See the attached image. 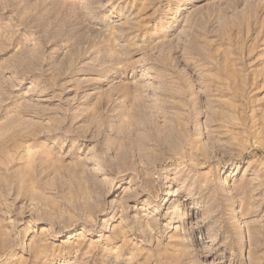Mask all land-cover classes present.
Returning a JSON list of instances; mask_svg holds the SVG:
<instances>
[{"label":"rangeland","instance_id":"obj_1","mask_svg":"<svg viewBox=\"0 0 264 264\" xmlns=\"http://www.w3.org/2000/svg\"><path fill=\"white\" fill-rule=\"evenodd\" d=\"M0 264H264V0H0Z\"/></svg>","mask_w":264,"mask_h":264}]
</instances>
